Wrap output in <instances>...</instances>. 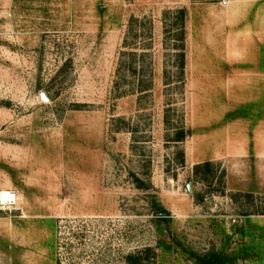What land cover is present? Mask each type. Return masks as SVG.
I'll use <instances>...</instances> for the list:
<instances>
[{"label":"rangeland","instance_id":"rangeland-1","mask_svg":"<svg viewBox=\"0 0 264 264\" xmlns=\"http://www.w3.org/2000/svg\"><path fill=\"white\" fill-rule=\"evenodd\" d=\"M130 256L264 264V0H0V264Z\"/></svg>","mask_w":264,"mask_h":264},{"label":"trees","instance_id":"trees-1","mask_svg":"<svg viewBox=\"0 0 264 264\" xmlns=\"http://www.w3.org/2000/svg\"><path fill=\"white\" fill-rule=\"evenodd\" d=\"M182 47H183V45H182ZM184 137H185V132L181 129L180 132L177 133V137H176L175 141H177V142H178V141H181ZM209 165H210V162H205L204 164H202V166H209ZM198 166H200V165H197L196 168H198ZM156 207L158 208L159 211H161V212H165V210H164L161 206H157V205H156ZM165 213H166V212H165ZM160 215H161V214H160ZM133 258H134V256H130V257L128 258L129 261L131 262V264H135V263L133 262ZM208 264H213L211 259H208Z\"/></svg>","mask_w":264,"mask_h":264},{"label":"bare ground","instance_id":"bare-ground-1","mask_svg":"<svg viewBox=\"0 0 264 264\" xmlns=\"http://www.w3.org/2000/svg\"><path fill=\"white\" fill-rule=\"evenodd\" d=\"M3 200H13V195L10 192H4L2 194Z\"/></svg>","mask_w":264,"mask_h":264},{"label":"crops","instance_id":"crops-1","mask_svg":"<svg viewBox=\"0 0 264 264\" xmlns=\"http://www.w3.org/2000/svg\"><path fill=\"white\" fill-rule=\"evenodd\" d=\"M187 132H188V131L185 132V137H184L181 141H178V142H182V141L185 140V138L187 137V136H186V135H187ZM205 162H210V161H204L202 164H204ZM197 165H201V164H196V166H197Z\"/></svg>","mask_w":264,"mask_h":264}]
</instances>
